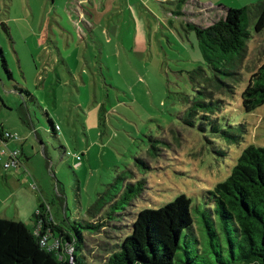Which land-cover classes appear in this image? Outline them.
<instances>
[{
    "label": "rangeland",
    "instance_id": "rangeland-1",
    "mask_svg": "<svg viewBox=\"0 0 264 264\" xmlns=\"http://www.w3.org/2000/svg\"><path fill=\"white\" fill-rule=\"evenodd\" d=\"M257 1L0 0V48L11 73L0 57V120L21 138L28 134L27 170L56 221L87 219L95 205L126 225L138 210L184 193L196 235H204L205 190L227 176L241 145L264 144V107L231 112L244 137L224 147V156L178 120L179 91H191L187 71L202 64L191 28L224 7ZM254 21L246 13L251 40L258 36L251 57L264 47ZM74 152H83L79 169L72 168ZM141 178V196L116 201L127 182ZM183 236L192 249L194 235Z\"/></svg>",
    "mask_w": 264,
    "mask_h": 264
},
{
    "label": "trees",
    "instance_id": "trees-1",
    "mask_svg": "<svg viewBox=\"0 0 264 264\" xmlns=\"http://www.w3.org/2000/svg\"><path fill=\"white\" fill-rule=\"evenodd\" d=\"M224 10L211 23L191 28L202 64L187 71L191 91H179L184 97L176 111L183 125L200 132L204 143L223 156L228 154L224 147L240 145L244 137L236 131L238 126L245 129L243 124L233 122L231 112L264 107V47H256L251 57L250 43L258 36L251 40L246 22L251 12L254 31L264 33V1ZM0 57L10 75L1 48ZM49 123L55 132L50 118ZM232 159L227 176L205 190V203L211 205L200 215L205 244L203 233L196 235L192 203L184 193L158 208L138 210L126 225L95 212V205L87 219L65 216L58 222L41 204L30 227L0 217V264H264V144L249 141ZM145 185V178L127 182L116 201L132 202ZM186 231L195 237L192 249L183 236ZM44 235L58 246H42Z\"/></svg>",
    "mask_w": 264,
    "mask_h": 264
},
{
    "label": "crops",
    "instance_id": "crops-1",
    "mask_svg": "<svg viewBox=\"0 0 264 264\" xmlns=\"http://www.w3.org/2000/svg\"><path fill=\"white\" fill-rule=\"evenodd\" d=\"M216 17L218 15L214 16V18ZM214 18L210 19L207 24L211 23ZM203 24L206 23L203 22ZM0 123L6 130L18 132L12 124H9L11 125L9 128L1 120ZM21 135L23 138L19 136L18 139L0 140V217L20 221L25 225L30 220V225H32V217L38 205H49V203L44 198L36 180L27 170L31 150L27 142L25 143L28 134L22 131ZM36 137L38 139V136ZM30 147L33 148V144L30 143ZM39 147L45 154L46 146L41 140H39ZM15 149L19 150L14 158L15 166L5 167V163L10 162L11 151Z\"/></svg>",
    "mask_w": 264,
    "mask_h": 264
},
{
    "label": "built area",
    "instance_id": "built-area-1",
    "mask_svg": "<svg viewBox=\"0 0 264 264\" xmlns=\"http://www.w3.org/2000/svg\"><path fill=\"white\" fill-rule=\"evenodd\" d=\"M19 136L16 132H10L8 130H6L5 128H3L2 124L0 123V140H7V139H18ZM19 153L18 149H15L13 151H11V156H10V162L5 163V167L8 166H15L16 164V160L14 158H16L17 154ZM73 157H74V161H73V168H78L82 165V155H80L79 153H73ZM45 210H49V205H45ZM38 213V209H36V212ZM36 232L38 234V228L36 227ZM47 236L44 235L40 238V244L42 246H46L47 249H53L55 247L58 246V241L57 240H53L52 242H47Z\"/></svg>",
    "mask_w": 264,
    "mask_h": 264
}]
</instances>
